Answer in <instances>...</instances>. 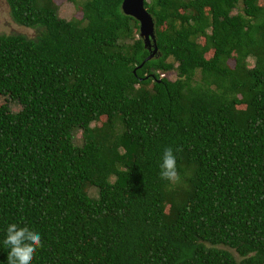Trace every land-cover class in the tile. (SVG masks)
Instances as JSON below:
<instances>
[{
  "label": "trees",
  "instance_id": "1",
  "mask_svg": "<svg viewBox=\"0 0 264 264\" xmlns=\"http://www.w3.org/2000/svg\"><path fill=\"white\" fill-rule=\"evenodd\" d=\"M121 1L65 21L5 0L35 34L0 35V96L20 107L0 106V264L11 223L40 233L32 264H264V0H145L157 53L134 73L148 53ZM99 118L118 132L74 145Z\"/></svg>",
  "mask_w": 264,
  "mask_h": 264
},
{
  "label": "rangeland",
  "instance_id": "2",
  "mask_svg": "<svg viewBox=\"0 0 264 264\" xmlns=\"http://www.w3.org/2000/svg\"><path fill=\"white\" fill-rule=\"evenodd\" d=\"M84 1L85 0H73V2H69L68 0H53L57 8V16L65 21L81 19V6ZM259 5L264 6L262 2H260ZM234 13H236V10L232 11V14ZM34 34V30L24 28L15 24L9 16V11L5 0H0V35H22L26 38H33ZM131 35L132 37L128 39L127 43L137 39L136 33H132ZM196 40L199 44H202L201 38H197ZM209 56L210 52L205 55L206 58H208ZM168 61H170V59H168ZM244 63L246 68H251L254 65V59L249 57L245 60ZM232 64V60L227 61V65L229 67H232ZM163 77L168 81H173L175 79V72L173 70L165 72ZM198 77V73H196L194 79L197 80ZM240 97L241 96H239V98ZM1 105H6L8 109L13 113L17 112L20 109L18 103L6 94L0 96V106ZM117 132V126L112 128L111 125L107 124L104 118H99L98 120L93 121L89 124L88 131L86 132L82 131L81 129L74 130L72 134V140L74 145L80 146L84 141L90 139H94L96 141L110 140ZM110 181L120 183V178L111 177ZM94 183L92 182L84 186V192L90 198H95L97 196V188ZM160 202L163 204L164 212L168 215H172L173 210L168 206L166 198H161ZM229 252L232 254L236 261L239 260L234 252H232L231 250Z\"/></svg>",
  "mask_w": 264,
  "mask_h": 264
},
{
  "label": "clouds",
  "instance_id": "3",
  "mask_svg": "<svg viewBox=\"0 0 264 264\" xmlns=\"http://www.w3.org/2000/svg\"><path fill=\"white\" fill-rule=\"evenodd\" d=\"M261 125L262 122L257 120L256 127ZM159 167L162 180L173 184L179 181L176 155L171 147L164 149ZM3 243L9 249L7 264H32L38 250L44 246L39 232L31 230L27 226L21 227L17 223L7 226L6 238Z\"/></svg>",
  "mask_w": 264,
  "mask_h": 264
},
{
  "label": "water",
  "instance_id": "4",
  "mask_svg": "<svg viewBox=\"0 0 264 264\" xmlns=\"http://www.w3.org/2000/svg\"><path fill=\"white\" fill-rule=\"evenodd\" d=\"M145 0H122L120 3V11L123 15L130 17L137 23V37L141 40L148 55L136 66L139 69L146 61L151 60L157 53L156 41L154 36V22L150 14L144 8Z\"/></svg>",
  "mask_w": 264,
  "mask_h": 264
},
{
  "label": "built area",
  "instance_id": "5",
  "mask_svg": "<svg viewBox=\"0 0 264 264\" xmlns=\"http://www.w3.org/2000/svg\"><path fill=\"white\" fill-rule=\"evenodd\" d=\"M164 76V74H159V77H163Z\"/></svg>",
  "mask_w": 264,
  "mask_h": 264
}]
</instances>
